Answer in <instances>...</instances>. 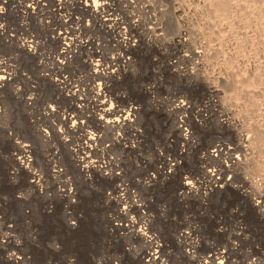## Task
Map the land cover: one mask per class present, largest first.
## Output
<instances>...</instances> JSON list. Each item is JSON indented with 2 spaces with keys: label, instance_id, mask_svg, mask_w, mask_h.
Here are the masks:
<instances>
[{
  "label": "rangeland",
  "instance_id": "rangeland-1",
  "mask_svg": "<svg viewBox=\"0 0 264 264\" xmlns=\"http://www.w3.org/2000/svg\"><path fill=\"white\" fill-rule=\"evenodd\" d=\"M220 1L0 0V264H263L264 0Z\"/></svg>",
  "mask_w": 264,
  "mask_h": 264
},
{
  "label": "bare ground",
  "instance_id": "bare-ground-1",
  "mask_svg": "<svg viewBox=\"0 0 264 264\" xmlns=\"http://www.w3.org/2000/svg\"><path fill=\"white\" fill-rule=\"evenodd\" d=\"M220 1V0H219ZM223 1V0H222ZM220 1V2H222ZM226 3V1H224ZM223 3V2H222ZM222 3H218V4H222ZM224 5V4H222ZM226 5V4H225ZM220 7V6H219ZM222 7V6H221ZM223 8V7H222ZM224 9V8H223ZM106 20V19H105ZM63 39V38H61ZM22 43H21V46H22V49H24L26 52H32V49H33V43L31 40H27V37L21 39ZM67 42V41H66ZM66 42H63V45L62 46V49L60 50L61 52H65L67 51V53L70 52L69 50V43H66ZM62 44V43H61ZM86 44V43H85ZM60 57H63L61 54H60ZM64 58V57H63ZM0 66H1V63H0ZM12 73H0V91H2L3 89L4 90H8L10 88H14V85L12 84ZM49 80H51V82L54 84V85H58L59 82H58V79L57 78H50L49 77ZM61 87V86H60ZM63 88V87H62ZM96 109V108H95ZM103 111V110H102ZM108 113V112H107ZM109 114V113H108ZM107 115V114H106ZM104 115V116H106ZM106 121V119H105ZM107 122V121H106ZM103 123V122H102ZM219 145V144H218ZM31 146V145H30ZM221 146H218V149H214L213 152L215 151H218V154L220 155L221 152H223L220 148ZM94 149V148H92ZM21 153H20V156L17 158L18 161H19V164L21 167L25 168L28 172H31V163H32V159H31V150H30V147L28 144H24L22 143V146H21ZM95 150V149H94ZM225 153V152H224ZM228 154V152H226ZM216 154V155H218ZM231 155V153H229ZM222 156V155H221ZM78 157V156H77ZM236 158V157H235ZM80 160V157L78 158ZM84 161V159H83ZM224 168V167H223ZM223 172V171H222ZM33 176H34V179H32L31 183L35 186H39L38 184V178H36V174L34 172H32ZM213 175V174H212ZM211 176V175H210ZM223 178V177H222ZM213 179V178H212ZM221 179V177H220ZM211 180V179H210ZM219 183V182H218ZM216 186V185H214ZM72 187V186H70ZM68 189V187H67ZM69 190V189H68ZM66 191V190H65ZM68 192V191H67ZM67 194V193H66ZM72 194V193H71ZM73 195V194H72ZM66 196V195H65ZM68 196V195H67ZM70 196V195H69ZM8 238V237H7ZM219 254V253H218ZM154 255V254H153ZM151 253L149 254V256L152 258L153 256ZM220 255V254H219ZM221 256V255H220ZM223 257V255H222ZM154 258V257H153ZM219 258V257H218ZM223 260V259H222ZM222 260L219 259L218 260V264H222ZM264 264V262H263Z\"/></svg>",
  "mask_w": 264,
  "mask_h": 264
}]
</instances>
